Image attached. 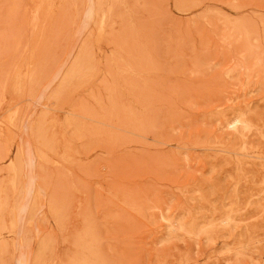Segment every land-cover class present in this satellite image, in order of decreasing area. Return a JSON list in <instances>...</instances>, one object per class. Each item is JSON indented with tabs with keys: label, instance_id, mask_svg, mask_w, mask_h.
I'll use <instances>...</instances> for the list:
<instances>
[{
	"label": "rangeland",
	"instance_id": "1",
	"mask_svg": "<svg viewBox=\"0 0 264 264\" xmlns=\"http://www.w3.org/2000/svg\"><path fill=\"white\" fill-rule=\"evenodd\" d=\"M264 264V0H0V264Z\"/></svg>",
	"mask_w": 264,
	"mask_h": 264
},
{
	"label": "bare ground",
	"instance_id": "2",
	"mask_svg": "<svg viewBox=\"0 0 264 264\" xmlns=\"http://www.w3.org/2000/svg\"><path fill=\"white\" fill-rule=\"evenodd\" d=\"M20 264H23V263H20Z\"/></svg>",
	"mask_w": 264,
	"mask_h": 264
}]
</instances>
